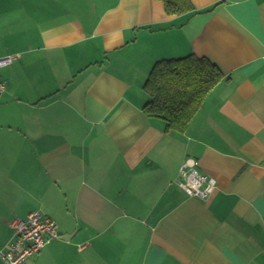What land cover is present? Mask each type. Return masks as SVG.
<instances>
[{"label": "crops", "instance_id": "crops-1", "mask_svg": "<svg viewBox=\"0 0 264 264\" xmlns=\"http://www.w3.org/2000/svg\"><path fill=\"white\" fill-rule=\"evenodd\" d=\"M189 1L0 0V252L42 212L60 237L29 264H264V0ZM190 55L224 77L167 131L144 86Z\"/></svg>", "mask_w": 264, "mask_h": 264}, {"label": "trees", "instance_id": "trees-1", "mask_svg": "<svg viewBox=\"0 0 264 264\" xmlns=\"http://www.w3.org/2000/svg\"><path fill=\"white\" fill-rule=\"evenodd\" d=\"M161 1L170 16L185 14L193 9L189 0ZM223 77L211 61L194 55L160 61L144 86L151 97L144 113L148 118L163 120L167 131L184 133L206 96Z\"/></svg>", "mask_w": 264, "mask_h": 264}, {"label": "built area", "instance_id": "built-area-1", "mask_svg": "<svg viewBox=\"0 0 264 264\" xmlns=\"http://www.w3.org/2000/svg\"><path fill=\"white\" fill-rule=\"evenodd\" d=\"M15 56L0 58V67H6L14 62ZM5 85L0 81V97L5 92ZM184 188L191 196L205 198L217 187L215 179L201 176L194 169H183ZM12 228L15 238L6 251L0 252L4 264H29L32 258L54 240L60 237L56 222L42 212H33L26 220H14Z\"/></svg>", "mask_w": 264, "mask_h": 264}]
</instances>
